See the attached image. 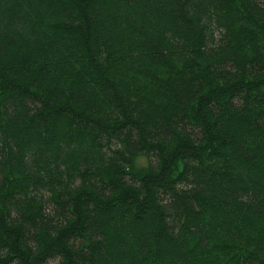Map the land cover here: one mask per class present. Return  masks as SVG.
I'll return each instance as SVG.
<instances>
[{"label": "trees", "instance_id": "1", "mask_svg": "<svg viewBox=\"0 0 264 264\" xmlns=\"http://www.w3.org/2000/svg\"><path fill=\"white\" fill-rule=\"evenodd\" d=\"M50 262L264 264V0H0V264Z\"/></svg>", "mask_w": 264, "mask_h": 264}, {"label": "rangeland", "instance_id": "2", "mask_svg": "<svg viewBox=\"0 0 264 264\" xmlns=\"http://www.w3.org/2000/svg\"><path fill=\"white\" fill-rule=\"evenodd\" d=\"M146 162V160H144V159H140L139 160V163H141V164H144ZM49 264H55V262H50Z\"/></svg>", "mask_w": 264, "mask_h": 264}]
</instances>
